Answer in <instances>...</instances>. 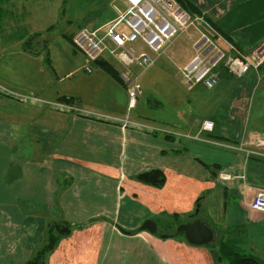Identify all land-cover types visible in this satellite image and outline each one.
I'll list each match as a JSON object with an SVG mask.
<instances>
[{
    "label": "crops",
    "instance_id": "0c3cea01",
    "mask_svg": "<svg viewBox=\"0 0 264 264\" xmlns=\"http://www.w3.org/2000/svg\"><path fill=\"white\" fill-rule=\"evenodd\" d=\"M238 30L233 31L246 33L244 27ZM247 30L260 32L255 23ZM193 33L194 27L189 29ZM256 39L263 47L264 35ZM254 49L249 47L246 54ZM171 54L182 58L179 73L194 56L183 57L180 51L178 56L175 50ZM6 56L9 52L0 49V246L19 255L17 264L30 259L34 245L35 228L28 227L30 220L22 224L21 200L44 214L51 206L49 215L56 223H84L58 242L47 264H216L226 248L264 264V213L249 206L264 191V157L226 147H237L254 134L264 140V123H255L253 105L251 110L245 107L241 83L221 80L212 90L229 86V95L195 100L193 109L191 100L205 89L177 85L171 98L177 110L158 120L147 108L132 113L143 104L142 84L130 110L126 88L103 69L106 79L97 83L106 82L109 91L96 98V82L72 81L86 63L63 74L54 68L53 81L41 75L39 66L37 72L20 75L24 82H18L2 70ZM150 69L140 75V83ZM22 86L26 92L19 90ZM63 96L74 98L65 104L77 110L57 105ZM256 115L264 119V114ZM205 121L214 123L211 131L203 129ZM156 169L166 176L162 188L136 180ZM168 218L176 219L177 226L200 219L214 230V241L195 246L183 236L164 239L140 229L153 219L161 234H174L177 227L166 231L172 228ZM219 263L230 264L225 257Z\"/></svg>",
    "mask_w": 264,
    "mask_h": 264
},
{
    "label": "rangeland",
    "instance_id": "374dc122",
    "mask_svg": "<svg viewBox=\"0 0 264 264\" xmlns=\"http://www.w3.org/2000/svg\"><path fill=\"white\" fill-rule=\"evenodd\" d=\"M190 1L201 10V18L204 23H199L200 30L212 37L215 41L217 40L218 45L228 56L245 55L249 59H255L256 62L260 63L259 69L257 72H254L258 73V76H261L262 82L258 83V76L253 75L254 72L252 70L240 78L224 72L221 80L233 79L236 83H241L244 86V93H240L239 95L246 97L245 107L248 105L250 107L249 110H251L253 105L252 118H255L256 124L262 125L264 123V119L262 120L263 116L256 114H264V46L262 47L261 39L256 38L264 35V0ZM0 2V49L5 54L9 52V56L5 58L7 64L2 70H5L7 74L11 73V78L18 82L19 80L24 82V79H21L20 75L37 72L38 69H42L39 66L43 67L41 75L44 77L49 75L53 81V77L56 76L58 70L51 71L48 67L47 59L51 60L53 68L59 69L60 74H63L67 68H72V66L74 68H80L82 64L88 63L84 54L74 46L72 42L73 35L83 27H88L92 30L105 28L126 9L123 0H0ZM252 23H255L260 28V32H257L258 34L247 30ZM242 27L246 28V33L233 31H239L238 28ZM212 30L215 31V34ZM222 32L229 35L231 40L225 39ZM190 35V39L186 38V35H182L170 41L165 46L163 54L158 58L155 65L141 77L145 97L143 104H139L138 108L133 110L132 113L142 114L147 108L150 110L149 114L159 120L172 114V111L177 110H173L176 104L173 105L171 98L172 93L177 94V85L183 89L181 74L177 68L178 64H181L182 61V58H179V51L183 57L195 55L194 43L199 36L195 33ZM29 38H33L32 50L34 52L32 53L26 52L23 49V44ZM222 39L232 46L227 45ZM219 42L222 44L220 45ZM8 43L11 44L10 47L8 45L6 46ZM135 45L138 49L142 48L150 55H153L150 49L140 41H137ZM252 46H256V49L251 50L250 54L247 55L248 48ZM6 47L8 48L7 50ZM174 50L179 57L171 54ZM103 60H108L119 71L123 69V65L115 57L109 55V53H107V60L106 58ZM8 65L12 72H10V69H7ZM101 73H104L102 68L93 63L92 73L88 74L82 69L78 70L73 76L72 81L78 78L84 85H88L86 81H94L96 82L93 83L95 85L94 89L96 90L95 97L97 93L105 96L107 95L106 92L109 91V88L107 89L105 86L106 82L104 84H101V82L97 83L106 77L102 76ZM63 77H65V74ZM25 81L27 82V79ZM116 83L118 82L116 81ZM199 87L205 90L201 91L200 94H196L193 100H191L192 109L195 107V100L213 96L218 97V99L219 96H222L220 98H226L230 92L227 94V91L231 88L228 86L218 91L216 89H207L204 85L200 84L194 89ZM19 90L26 92V88L23 86ZM185 93L189 94L187 90ZM109 95L112 97L114 93L111 91ZM98 96L100 97V94ZM153 102L154 106L152 107ZM16 159H19L17 155ZM18 204L19 211L22 213V224L30 220L27 221L28 227L30 229L35 228L32 229V243L34 245L30 246L32 247L31 259L40 249L48 245L51 236L50 233L56 224H70V222H54V217L49 215L51 206H47V212L44 214V212L41 213L38 209H29L28 204L22 200L18 201ZM26 205L27 207L25 208ZM197 210L198 205L195 208V211ZM32 218H36V220H32ZM15 219L16 221L18 220L17 215ZM167 222L172 228L166 231L175 232L177 220L168 218ZM78 225H74L72 230L75 227H79ZM160 229L162 231L164 230L162 227ZM34 235H37V237ZM54 235H56L55 232ZM64 237H60L58 242ZM22 253L19 251V254ZM0 255L2 256L0 257V264H17L20 261L19 255L11 254L4 244L0 246ZM217 260L215 259L216 262ZM28 261L21 262L25 264Z\"/></svg>",
    "mask_w": 264,
    "mask_h": 264
},
{
    "label": "built area",
    "instance_id": "2783aa9c",
    "mask_svg": "<svg viewBox=\"0 0 264 264\" xmlns=\"http://www.w3.org/2000/svg\"><path fill=\"white\" fill-rule=\"evenodd\" d=\"M123 1L126 9L115 20L105 28H81L73 35L72 42L87 58L84 70L89 74L93 72V63L104 59L107 52L124 66L120 78L128 92L130 110L136 106L143 92L140 75L155 65L170 41L182 35L190 39L189 29L192 27L199 35L194 43L195 55L180 68L182 83L187 90H193L200 84L207 89L215 88L221 81L222 66L230 75L239 78L259 69L260 63L255 59L243 55L228 56L212 37L200 30L199 23H204L203 19L191 15L175 0ZM137 41L148 47L153 55L139 50L135 45ZM132 67L138 68L137 72H133ZM57 105L77 110L65 103ZM213 128L212 121L203 123L204 130L211 131ZM226 147L264 157V140L258 138L257 134L237 147ZM249 206L264 213V191H259Z\"/></svg>",
    "mask_w": 264,
    "mask_h": 264
},
{
    "label": "trees",
    "instance_id": "16d2710c",
    "mask_svg": "<svg viewBox=\"0 0 264 264\" xmlns=\"http://www.w3.org/2000/svg\"><path fill=\"white\" fill-rule=\"evenodd\" d=\"M178 4H180L183 8H185L191 15L201 17L202 13L201 10L193 4L190 0H176ZM222 35L225 39L231 40V37L227 35L226 33L222 32ZM32 39L29 38L25 44H23V49L26 52H34L32 50ZM48 67L51 71H55V69L52 66V62L50 59H47ZM98 67L102 68L106 73H108L110 76H112L116 81L120 82L122 85V80L120 78V72H118L108 61H105L103 59L98 60L95 63ZM221 75L223 76L224 72L228 71L222 66L220 67ZM229 74V73H228ZM230 75V74H229ZM222 79V77H221ZM61 103H72L74 102V98L63 96L60 99ZM136 180L139 182L150 185L156 188H162L166 183V176L164 172L160 169L151 170L148 172L141 173L136 176ZM176 219L178 218L177 215H175ZM74 227L73 224L65 223V224H56L55 227L52 229L50 233L49 243L47 246L40 249L28 262L25 264H46V258L47 255L54 250L55 245L57 244L58 240L62 236H68L71 233L72 228ZM54 232L56 235H54ZM226 258L230 264H261L255 257L249 256V255H242L239 251L236 250H229L224 249L223 256H220L218 258L216 264H219L220 260H223V258Z\"/></svg>",
    "mask_w": 264,
    "mask_h": 264
},
{
    "label": "water",
    "instance_id": "95a60500",
    "mask_svg": "<svg viewBox=\"0 0 264 264\" xmlns=\"http://www.w3.org/2000/svg\"><path fill=\"white\" fill-rule=\"evenodd\" d=\"M140 229L152 234H158L164 239L183 236L189 244L195 246L209 245L215 238L214 230L200 219L182 222L177 226L174 234H161L157 222L153 219L146 220Z\"/></svg>",
    "mask_w": 264,
    "mask_h": 264
}]
</instances>
